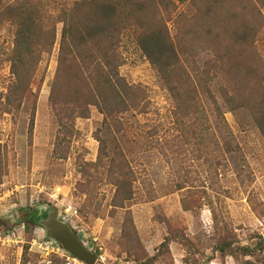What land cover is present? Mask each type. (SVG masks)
<instances>
[{
  "label": "rangeland",
  "instance_id": "obj_1",
  "mask_svg": "<svg viewBox=\"0 0 264 264\" xmlns=\"http://www.w3.org/2000/svg\"><path fill=\"white\" fill-rule=\"evenodd\" d=\"M51 1L70 6L77 0ZM169 30L175 33L171 24ZM60 32L58 25L57 43ZM10 44L11 35L0 31V264H82L51 244L40 226L20 224L27 209L34 211L39 204L56 208L86 248L99 256L96 264H144L155 258L152 264H264V141L258 132L242 131L233 114L223 110L239 157L235 164L224 155L217 156L216 166L204 161L195 147L216 134L209 109L199 115L196 128L192 121L176 122L155 70L132 34L126 33L119 73L129 84L145 89L150 103L146 114L123 118L136 155V194L145 198L128 208L135 232H128L132 237L127 240L122 228L125 212L111 206L113 187L98 180L91 199L84 196L85 169L95 174L88 165L97 159L94 135L102 115L90 108L87 119L74 121L72 135L56 124L48 97L57 44L43 56L37 78L22 100H14L4 59ZM255 45L264 65V28ZM181 129L189 146L180 169L169 162V150H162V145L177 135L182 140ZM178 181L195 192L190 211L183 210L181 197L186 193L175 190Z\"/></svg>",
  "mask_w": 264,
  "mask_h": 264
},
{
  "label": "trees",
  "instance_id": "obj_2",
  "mask_svg": "<svg viewBox=\"0 0 264 264\" xmlns=\"http://www.w3.org/2000/svg\"><path fill=\"white\" fill-rule=\"evenodd\" d=\"M260 6L264 7V0H77L70 6L51 0H0V31L11 35L4 59L12 77V98L22 100L37 78L43 56L50 55L57 44L48 97L56 124L72 135L74 121L87 119L90 108L102 115L94 135L99 145L97 159L88 165L95 174L85 169L88 188L82 194L91 199L92 185L98 180L113 187L111 206L125 212L122 228L127 240L132 237L128 232H135L128 208L145 198L136 194L132 166L136 155L123 118L129 113L146 114L150 103L145 89L129 84L119 73L123 36L132 34L136 47L155 70L176 122L192 121L196 128L199 115L209 109L216 134L211 133L200 145L196 142L198 156L216 166L217 156L224 155L235 164L240 150L223 110L233 114L242 131L254 130L264 141V65L255 45L262 40L264 28ZM182 138L175 136L162 145V150H169V162L180 169L189 146L186 133ZM175 190L186 193L181 205L190 211L196 204L190 201L195 192L181 181ZM149 195L148 201L152 199ZM20 218L27 228L39 226L35 210L28 208Z\"/></svg>",
  "mask_w": 264,
  "mask_h": 264
},
{
  "label": "water",
  "instance_id": "obj_3",
  "mask_svg": "<svg viewBox=\"0 0 264 264\" xmlns=\"http://www.w3.org/2000/svg\"><path fill=\"white\" fill-rule=\"evenodd\" d=\"M38 225L46 235L70 257L82 264H96L98 257L89 251L75 235L67 223L59 219L56 208L48 204H39ZM45 215V217H43Z\"/></svg>",
  "mask_w": 264,
  "mask_h": 264
},
{
  "label": "flooded vegetation",
  "instance_id": "obj_4",
  "mask_svg": "<svg viewBox=\"0 0 264 264\" xmlns=\"http://www.w3.org/2000/svg\"><path fill=\"white\" fill-rule=\"evenodd\" d=\"M34 209H35V211L38 212V218H39V209H38V208H34ZM32 210H33V209H32ZM32 210H30V211H32ZM43 217H45V215H44Z\"/></svg>",
  "mask_w": 264,
  "mask_h": 264
},
{
  "label": "built area",
  "instance_id": "obj_5",
  "mask_svg": "<svg viewBox=\"0 0 264 264\" xmlns=\"http://www.w3.org/2000/svg\"><path fill=\"white\" fill-rule=\"evenodd\" d=\"M49 241L51 244H54V246H58L57 244H55L50 238H49ZM86 247V246H85Z\"/></svg>",
  "mask_w": 264,
  "mask_h": 264
}]
</instances>
